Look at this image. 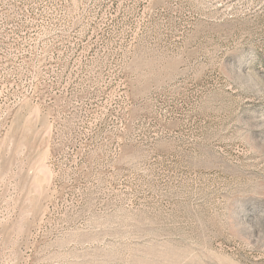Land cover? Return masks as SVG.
<instances>
[{"label": "rangeland", "instance_id": "rangeland-1", "mask_svg": "<svg viewBox=\"0 0 264 264\" xmlns=\"http://www.w3.org/2000/svg\"><path fill=\"white\" fill-rule=\"evenodd\" d=\"M0 264H264V0H0Z\"/></svg>", "mask_w": 264, "mask_h": 264}]
</instances>
